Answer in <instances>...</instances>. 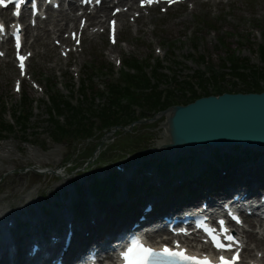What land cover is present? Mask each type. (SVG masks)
<instances>
[{
  "label": "rangeland",
  "instance_id": "374dc122",
  "mask_svg": "<svg viewBox=\"0 0 264 264\" xmlns=\"http://www.w3.org/2000/svg\"><path fill=\"white\" fill-rule=\"evenodd\" d=\"M193 7L194 12L190 13ZM150 17H153L151 21L138 24L145 31H137V27L121 29V42L116 47L110 45L105 36H99L92 42L86 40L82 51L76 52L79 56L71 54L67 62L62 57V49L53 50L56 48V36L45 47L41 43L32 46L35 55L29 68L34 80L42 86L41 92L24 83L23 92L16 93L13 86L18 74L14 64L9 59L0 58V111L6 112L5 118L13 121L11 113L20 105L23 95L27 94L34 101V116L29 130L22 132L17 127L6 140L0 141V146L6 144L12 148L11 155L0 149V155L11 158H0L3 170L0 172V198L8 196L6 204L15 202L21 190L28 193L48 182L56 187L63 180H55V172L77 177L80 172L93 173L95 167L131 162L140 156L139 153L150 155L154 144L163 138L165 118L162 116L155 121L126 127L125 133L123 129L108 133L99 131L90 142L70 140L54 143L48 135L49 100L46 96L51 94L52 83L58 85L64 95L77 99L78 87L92 74L88 68L104 65L105 69L96 72L91 80L95 88L103 90L110 83L112 74L114 80L120 77L122 70L116 58L161 63L174 81H192L199 70L221 68L230 60L232 50L248 60L251 67L257 66L255 69L264 73V61L261 62L259 57V46H264V0H222L217 5L207 0H192L170 9L167 14L160 9L153 11ZM126 20L132 19L126 17ZM49 27L53 28L52 25ZM63 32L60 38L66 37ZM40 35L43 39L42 32ZM109 47L116 52L113 60L108 57ZM56 59L60 60L59 64ZM230 68H227L228 72L232 71ZM217 72L220 74L222 71ZM261 80L264 84V79ZM234 82L243 86L226 75L225 83ZM198 88V83H195L194 89ZM68 89L73 91V95ZM29 156L46 164L21 166L20 163ZM39 172L49 174L44 177Z\"/></svg>",
  "mask_w": 264,
  "mask_h": 264
},
{
  "label": "bare ground",
  "instance_id": "6f19581e",
  "mask_svg": "<svg viewBox=\"0 0 264 264\" xmlns=\"http://www.w3.org/2000/svg\"><path fill=\"white\" fill-rule=\"evenodd\" d=\"M213 1L214 3L217 2L216 0H213ZM72 9L74 10V7ZM192 12L193 10L191 11V13ZM63 13L64 12L61 11L59 16L67 17V15ZM107 14H108V9L104 7L98 12L99 16L96 19L89 18L87 31H89L90 28L96 23L103 25L104 17H106ZM125 17H126V13H122L121 15H119L120 24H123ZM77 20H78V16L76 14H74L73 16H69L65 19L64 18L54 19V20L51 19L50 21H53L55 27L57 28L56 32H52L47 27L46 23L42 22L41 25L39 26V29H42L44 33V41L42 42V45L48 44L47 42L52 37L53 33L60 34L63 30L68 29L70 27H74L76 25ZM71 24L73 25L71 26ZM26 30H27V33H31L30 28H27ZM88 37L90 39H94L95 36L93 33H91V34H88ZM55 39H58V38H55ZM27 45H29V42H27ZM53 50H56V49H53ZM109 51L110 53H114L112 49H110ZM57 61H59V59ZM206 147L207 148L205 149L204 148L201 150L199 149V156H198L199 164H202L205 160L209 159L210 157L209 154L212 151V149H214L208 146ZM0 149L3 150L4 152H7L9 155L12 154V148L10 147V145H6V144L1 145ZM233 150H234V147H229V148L224 149L223 151L230 152ZM257 151L264 152V146L258 147ZM177 153L175 154L177 155ZM0 158L8 159V160L11 159L8 157V155L7 156L0 155ZM35 163H39L41 165L46 164V162L42 164L43 162L36 161L33 156L31 157L29 156L28 159L23 160V162L20 163V165L25 166V165L35 164ZM2 171H3L2 168H0V172ZM239 171H241L238 174L239 176L245 179L252 178L251 172L248 168L242 167L239 169ZM48 174L49 172L43 173V175H45L44 177L48 176ZM57 175H58L57 177L68 176L60 172H58ZM75 178L84 179V176L63 177V181L61 183H58L56 187H53V185L48 182L47 184L45 183L44 185H42V187H40L39 189L30 191L28 193H26V191L21 190V193L17 195L15 202L11 204L10 203L6 204L7 203L6 201L9 199L8 196H3L0 198V219L3 221V223L0 224V264H17L18 263L19 257L17 254L12 255L13 258L11 261H9L8 259V256H9L8 249L10 247H15L17 251L18 248H17V243L14 240L9 241L7 239V233L10 235L13 234V232H11V230L7 227V224L12 223L14 225L13 229L15 230L18 227V225H20V223L23 222L22 218H25L29 222V225L26 226V230H25L27 239L28 240H36V239L42 240V243H41L42 247L45 248L46 246L47 249L49 248L48 238L41 231L45 218L43 214L39 211V206L45 200V198H46V201L47 200L52 201L54 199L52 197L53 194L45 195L46 193L49 194L52 191H57V190H59L57 192L67 191L68 192L67 198L69 199L72 198L74 194L73 182ZM57 212L62 215L64 220H66L67 222H71L72 217H71L70 211L68 210L60 211L59 209H57ZM102 223H103V214L99 211V209L94 204H92L90 208V212H89V219L82 224L76 225L75 230L77 234H76L75 241H76L77 247L80 246L83 240H85L86 242H93L94 239L97 237L98 233L100 232ZM246 237L251 242V244L249 245L247 244L248 248L245 250V254L247 256H249L254 251L252 249V244H255V247L257 248L256 253L262 252V249H264V236L259 237L255 233H249ZM57 249H59V245H57Z\"/></svg>",
  "mask_w": 264,
  "mask_h": 264
},
{
  "label": "water",
  "instance_id": "95a60500",
  "mask_svg": "<svg viewBox=\"0 0 264 264\" xmlns=\"http://www.w3.org/2000/svg\"><path fill=\"white\" fill-rule=\"evenodd\" d=\"M161 149L201 145L264 146V93L204 97L170 108Z\"/></svg>",
  "mask_w": 264,
  "mask_h": 264
},
{
  "label": "trees",
  "instance_id": "16d2710c",
  "mask_svg": "<svg viewBox=\"0 0 264 264\" xmlns=\"http://www.w3.org/2000/svg\"><path fill=\"white\" fill-rule=\"evenodd\" d=\"M234 61L232 62L234 66V74L239 76L240 79L243 81V83L246 84V88L240 91L244 92H260L262 91V88L257 82V79L253 81L251 84L248 82L247 78L250 77V75H244L242 73L248 71V68H242V61L241 64H239V59L235 57ZM135 63V62H134ZM137 62L135 63V65ZM243 69V70H242ZM253 76H251V80L254 78H264V73L258 71L252 73ZM159 75V74H156ZM124 79L121 81L120 84L111 86L109 89V100L108 102L103 106L99 107L98 111H89L85 106L82 104V106L75 108L72 107L70 104L66 102H58L57 108L62 109L66 113V118L68 120L69 126L70 127H75L74 130H76L80 138L83 139L85 137L86 139H90L93 136L92 128L88 127L90 123V118L86 116V114H90L91 117H97L101 120L103 127L105 129H111L113 127H118V126H127L130 123L135 121L134 118V112L131 110V105L132 104H138L141 107H145L146 110L152 111L154 113L166 109L167 107L171 106L172 98L170 97L171 95L165 96L159 89V84L155 82L152 78L148 77L147 74L145 73L144 69L140 67L138 69L137 75L133 74H128L124 73L123 74ZM156 78V77H155ZM214 78H217V75L214 76ZM200 80H203V75L200 76ZM223 78H219V80L216 82L215 85L217 87V93L221 92H229V88L219 86V82L223 81ZM205 88V86H204ZM234 91L232 92H237L236 87L234 86L233 89ZM82 91L84 92L85 96V91H87V87L83 85ZM173 96V95H172ZM197 96L194 95V99H196ZM193 99V100H194ZM94 102V98H93ZM124 103H127L125 106ZM186 103V102H185ZM96 106V105H95ZM27 116L30 117V112H31V107H28L27 111ZM97 114V115H96ZM26 117L25 121L28 122L29 118ZM4 123L0 121V126L3 127ZM2 129H5L3 127ZM58 133L60 131L65 134H71V132H67L63 128H58ZM78 135V136H79ZM103 189L102 191L105 192L106 188L105 186H102ZM102 192V194H103Z\"/></svg>",
  "mask_w": 264,
  "mask_h": 264
},
{
  "label": "snow or ice",
  "instance_id": "6c2138e0",
  "mask_svg": "<svg viewBox=\"0 0 264 264\" xmlns=\"http://www.w3.org/2000/svg\"><path fill=\"white\" fill-rule=\"evenodd\" d=\"M148 3H152L153 0H147ZM172 2V0H170ZM4 3V0H0V5ZM2 29V25H0ZM114 31V22H113ZM75 35V34H74ZM17 47H19V39H17ZM21 61V69H23V61L25 57H18ZM227 245L221 243V241L216 237L212 236V240L217 249L231 250L236 240L233 236H226ZM178 247V246H177ZM137 248L139 249V255H136ZM124 258L127 264H153V258H159L163 264H216V262L205 257L204 259H199L194 256L187 255L186 251H173L170 248L165 247L162 251L156 252L154 249L144 247L142 245H136L124 254ZM239 254L237 253L231 259L221 256L219 258V264H238Z\"/></svg>",
  "mask_w": 264,
  "mask_h": 264
}]
</instances>
